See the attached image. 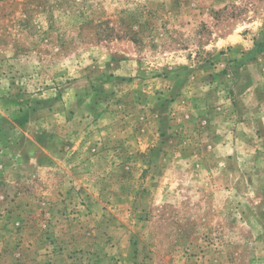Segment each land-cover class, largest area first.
Segmentation results:
<instances>
[{
	"label": "rangeland",
	"instance_id": "374dc122",
	"mask_svg": "<svg viewBox=\"0 0 264 264\" xmlns=\"http://www.w3.org/2000/svg\"><path fill=\"white\" fill-rule=\"evenodd\" d=\"M264 264V0H0V264Z\"/></svg>",
	"mask_w": 264,
	"mask_h": 264
},
{
	"label": "crops",
	"instance_id": "0c3cea01",
	"mask_svg": "<svg viewBox=\"0 0 264 264\" xmlns=\"http://www.w3.org/2000/svg\"><path fill=\"white\" fill-rule=\"evenodd\" d=\"M12 264H50L47 261H12ZM53 264H77L75 261H53Z\"/></svg>",
	"mask_w": 264,
	"mask_h": 264
}]
</instances>
